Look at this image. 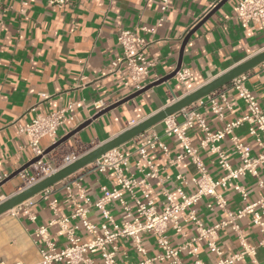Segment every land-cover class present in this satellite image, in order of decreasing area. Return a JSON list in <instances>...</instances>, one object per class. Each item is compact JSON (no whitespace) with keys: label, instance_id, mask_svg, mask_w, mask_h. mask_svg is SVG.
Segmentation results:
<instances>
[{"label":"crops","instance_id":"obj_1","mask_svg":"<svg viewBox=\"0 0 264 264\" xmlns=\"http://www.w3.org/2000/svg\"><path fill=\"white\" fill-rule=\"evenodd\" d=\"M238 1L227 0L191 34L182 48L185 35L219 0H170L165 13L160 11L159 0H69L61 7L51 6L47 0H0V182L34 157L27 135L20 133L18 127L28 123L35 114L70 107L68 114L72 119L59 127L57 140L90 120L87 126L45 155L42 167L30 165L24 170L35 176L37 169L42 168V176H45L61 166L66 156L82 154L264 50L261 26L250 24L243 28L235 20L234 7ZM24 2L26 5H23ZM120 29H128L148 43L145 55L152 65L140 79V88L170 74L179 58L181 67L188 68L190 76L183 83L173 76L94 119L93 116L104 108L137 91L133 85H125L129 77L124 67L116 72L109 71L111 62L121 53L116 39ZM245 85L263 105L264 77L259 66L247 72ZM227 97L231 109L226 111L224 122L246 112L245 104L234 92L229 91ZM96 105L100 107L97 109ZM200 112L211 130L223 125L224 122L219 121L208 106L201 107ZM175 117L177 122L183 120L181 112ZM151 130L161 135L163 122L154 125ZM235 133L253 147V153L256 152L247 133V124L240 126ZM187 134L191 144L198 147L203 132L193 128ZM166 142L169 155L159 149L148 153L150 161L158 168V177L146 179V183L158 205L163 199L161 188H171L177 173L186 178L196 175L189 160L176 165L168 164L169 156L180 152L181 145L175 138L166 139ZM51 145L49 138L40 139L44 150ZM222 147L231 164L236 165L238 160L227 139ZM120 148L129 154L126 175L141 179L143 172L136 166L135 140ZM79 149H82L81 153H77ZM198 152L208 172L218 177L220 171L215 157L200 148ZM140 165L144 168L143 162ZM258 171L264 182V164L259 166ZM240 182L247 189L250 199L264 194V189L256 185L255 178L246 176ZM77 184L91 201L97 200L105 188L117 187L111 172L100 173L91 163L1 214L0 260L6 264H36L40 259L41 244L32 235L35 225L48 226L57 248L63 247L67 243L66 236L59 232L60 226L54 221L68 217L73 211L74 206L66 197L70 192L79 194ZM24 185L27 183L20 174L8 179L0 186V201ZM141 188H136V194ZM223 195L229 209L234 211L241 206L239 195L231 188ZM212 200L211 197H203L195 206L198 216L207 226L225 218L220 209L206 207L207 202ZM108 206L118 219L120 208L117 203ZM23 207L35 214V223L22 213ZM88 219L99 223L102 219L99 210L92 207ZM248 221L249 217L240 221L241 229L247 232L250 242L257 244L262 234L249 226ZM68 225L76 227L75 234L81 240L87 238L79 220L70 219ZM183 229L186 237L194 233L191 224L183 223ZM218 234V244L225 254H231L238 248L236 235L229 227L219 230ZM168 236L173 246L181 242V237L171 230ZM142 245L144 254L135 250L129 238L117 240V263L135 264L158 251L153 238L147 234L142 235ZM197 245L201 260L210 264L215 258L208 253L205 242H198ZM181 259L184 264H193L192 258L184 253ZM256 259L259 264H264V246L258 248ZM94 264H102L97 256L94 257ZM239 264L250 262L244 259Z\"/></svg>","mask_w":264,"mask_h":264},{"label":"built area","instance_id":"obj_2","mask_svg":"<svg viewBox=\"0 0 264 264\" xmlns=\"http://www.w3.org/2000/svg\"><path fill=\"white\" fill-rule=\"evenodd\" d=\"M51 6L61 7L69 0H47ZM160 11L165 13L170 0H159ZM26 5V2L23 3ZM234 18L238 24L247 28L250 24H259L264 31V0H239L234 7ZM144 29V28H143ZM117 42L121 53L111 62L110 72H116L121 67L127 70L129 81L126 86L133 85L136 90L140 79L147 73L152 63L147 59L145 50L146 40L134 34L128 29H120L117 33ZM264 77V62L258 65ZM177 80L185 82L190 71L186 67H180L175 74ZM247 73L232 79L228 84L209 93L188 107L182 109L183 120L177 122L176 113L166 117L163 122L162 134L148 129L134 138L138 160L136 166L143 172L141 179L127 176L129 154L119 147L114 148L93 162V168L100 172H111L117 187L104 189L102 195L95 201L84 194L77 184L79 194L70 192L66 199L74 206L68 217L57 218L54 222L60 228L59 232L66 236L67 243L57 248L53 241L48 226L35 225L32 235L36 242L41 244L40 259L36 264H94L97 256L102 264H118L116 260V241L121 238H129L138 253H145L142 245V235L147 234L153 238L158 249L157 253L150 257L140 259L135 264H155L167 262L168 264H184L181 254L192 258L193 264H204L199 257L198 242L204 241L209 254L214 256L210 264H239L248 259L250 264H259L256 253L259 247L264 246V194L256 199H250L245 186L240 182L242 178L250 176L255 178L259 188L264 189V182L259 175L258 168L264 164V104L260 105L257 98L246 87ZM234 92L245 104L246 112L236 118L224 122L226 111L231 109L227 94ZM208 106L217 119L224 122L215 130H211L206 119L202 116L200 108ZM97 109L100 107L95 106ZM70 107H62L49 113L35 114L28 123L18 127L20 133L28 137V144L33 156L42 155L41 159L33 165L42 167L43 151L40 146L41 138H49L50 143L56 142L57 130L72 116L68 114ZM243 124H247V133L254 143L253 147L243 142L235 133ZM198 128L203 132V138L199 146L191 144L188 131ZM175 138L181 145V151L169 156L168 164L176 165L184 160H189L196 170V175L186 178L181 173L175 176V182L171 188H161L162 201L159 205L154 201L146 179L157 178L156 168L148 157L152 149H159L169 155L166 139ZM227 139L230 148L238 162L231 164L229 155L222 147ZM205 150L215 157V163L220 171L218 177H213L200 158L198 149ZM78 155L66 156L63 164L73 161ZM140 162H143L144 168ZM143 168V169H142ZM146 168V170H144ZM20 176L24 182L31 184L37 180L21 171ZM36 179V180H35ZM142 187L139 194L136 188ZM231 188L239 195L241 206L236 210L227 207L224 193ZM203 197H211L207 202L209 209L218 208L225 218L212 225H205L196 212V204ZM116 202L120 208L118 219L109 209V204ZM19 206V205H18ZM94 207L101 214V221L94 223L88 219L89 210ZM29 221L35 223L36 216L26 207L21 209ZM249 217L248 224L256 228L262 238L257 244L250 242L247 232L241 229L240 221ZM70 219H77L84 228L87 238L81 240L76 234V227L68 225ZM183 223L191 224L193 235L186 237ZM229 227L236 235L238 248L231 254H225L218 244L219 230ZM173 231L181 237V242L173 246L168 236V231ZM0 264H6L0 260ZM21 264V263H13Z\"/></svg>","mask_w":264,"mask_h":264},{"label":"water","instance_id":"obj_3","mask_svg":"<svg viewBox=\"0 0 264 264\" xmlns=\"http://www.w3.org/2000/svg\"><path fill=\"white\" fill-rule=\"evenodd\" d=\"M227 0H219L204 17H202L199 22L192 28L184 37L182 41V48L185 45L186 41L189 39L191 34L198 29L202 23L212 14L214 13L219 7H221ZM264 62V50L254 54L250 58L246 59L245 61L233 66L229 70L223 72L219 76L213 78L212 80L206 82L205 84L201 85L200 87L192 90L191 92L185 94L181 98H178L171 104H168L159 110L155 111L154 113L150 114L146 118L136 122L132 126H129L122 130L121 132L115 134L111 138L92 146L87 151L83 152L82 154L78 155L73 161L61 165L56 168L54 172L51 174L39 177L35 182L24 185L20 188L19 191L15 192L11 196H8L4 200L0 201V215L14 209L18 205L22 204L23 202L27 201L34 195L44 191L48 187L58 183L59 181L69 177L73 173L77 172L78 170L84 168L85 166L95 162L99 157L107 153L108 151L117 148L128 141L134 139L144 131L152 128L154 125L163 121L166 117L178 113L182 109L188 107L189 105L193 104L197 100L205 97L209 93L221 88L222 86L228 84L232 79L235 77L247 73L248 71L252 70L253 68L257 67L259 64ZM181 67V58H179L175 69L168 74L167 76L160 78L153 84L149 86H145L140 88L139 90L135 91L134 93L130 94L126 98L120 100L119 102H115L111 106L104 108L97 114L93 116V118H97L102 113L112 109L122 102H125L133 97L137 96L138 94L144 92L148 88L153 85L159 84L164 82L171 77L175 76L176 72ZM90 123V120H86L79 126H77L74 130L70 131L64 137L58 139L54 142L51 146L43 151V156L50 153L52 150L56 149L63 143H65L70 137H72L75 133L81 130L83 127L87 126ZM42 155L33 157L29 162H27L24 166L20 167L16 171H14L8 178H5L2 182H0V186L7 181L8 179L18 175L21 171H24L30 165L35 164L37 161L41 159Z\"/></svg>","mask_w":264,"mask_h":264},{"label":"rangeland","instance_id":"obj_4","mask_svg":"<svg viewBox=\"0 0 264 264\" xmlns=\"http://www.w3.org/2000/svg\"><path fill=\"white\" fill-rule=\"evenodd\" d=\"M81 151H82V149H79V150L77 151V153H81ZM42 175H43V169H42V168L37 169V171L35 172V177H36V178H39V177H41Z\"/></svg>","mask_w":264,"mask_h":264}]
</instances>
